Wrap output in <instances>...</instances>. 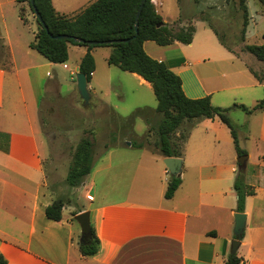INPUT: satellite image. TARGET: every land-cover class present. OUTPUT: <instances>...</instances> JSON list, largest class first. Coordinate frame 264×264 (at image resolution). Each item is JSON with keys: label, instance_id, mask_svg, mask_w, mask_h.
<instances>
[{"label": "crops", "instance_id": "obj_1", "mask_svg": "<svg viewBox=\"0 0 264 264\" xmlns=\"http://www.w3.org/2000/svg\"><path fill=\"white\" fill-rule=\"evenodd\" d=\"M51 1L57 13L75 16L95 0ZM152 2L164 22L179 16L178 0H170L177 7L175 14L164 13L168 0ZM192 26L191 44L176 41L160 46L147 40L144 50L169 64L189 98L209 96L214 106L223 108L234 104L252 108L263 100L264 73L253 64L264 66V62L229 50L205 21L194 19ZM37 29L27 2L0 0V253L8 264H227L235 239L234 215L239 213L234 183L242 170L230 129L219 118L182 124L172 137L180 143L181 184L172 198H165L170 178L165 156L142 142L153 133L158 140L154 129L162 118L156 96L154 104L147 103L138 89L154 94L151 84L119 69L123 72L119 82L137 84L126 111L96 93L99 71L109 83L113 81L116 66L107 61L111 50L104 53V66L99 47L91 50L96 68L87 88L92 103L118 118L112 126L125 131L111 135L95 156L90 174L73 188L76 197L63 208L62 219L46 217L45 208L63 195L48 182L41 101L51 90L62 97L67 74L77 83V69L88 49L69 45L73 70L68 60L50 62L30 47ZM238 111L244 115L238 116ZM229 116L239 146L248 155L242 171L253 190L246 197V226L236 255L242 264H264V108L251 114L236 108ZM137 119L145 128L138 139L133 137ZM183 132L185 139L179 140ZM85 211L90 212L100 242L98 253L91 257L80 252L81 227L75 219Z\"/></svg>", "mask_w": 264, "mask_h": 264}, {"label": "trees", "instance_id": "obj_2", "mask_svg": "<svg viewBox=\"0 0 264 264\" xmlns=\"http://www.w3.org/2000/svg\"><path fill=\"white\" fill-rule=\"evenodd\" d=\"M18 1L27 2L34 14L30 0ZM142 1L95 0L77 15L66 16L55 11L51 0H35L34 7L39 12L42 23L35 17L38 29L30 47L53 63H64L68 60L69 45L87 47L88 52L80 62L79 71L86 75L88 82L91 81L96 68L91 50L98 47H110L111 53L107 59L110 65L122 71L136 73L151 84L158 101L157 112L162 115L161 121L154 129L158 135L156 149L165 157L181 156L180 143L173 142L172 137L185 121L202 118H219L231 131L237 155L247 154L239 146L236 126L229 113L239 108L251 114L264 108V99L252 108L237 104L223 108L214 106L209 96L195 99L186 96L181 77L172 70L168 63L150 57L144 50V42L151 40L160 46H168L178 41L188 45L193 41L195 28L185 26L174 31L167 23H164L152 0H146L139 16L138 31H136L135 21ZM261 1L264 3V0ZM240 2L244 10L243 34H245L248 25V11L244 4L245 0H240ZM61 34L73 38L59 40L52 37ZM215 34L217 35L216 32ZM75 38L82 39L83 42ZM116 40L120 41L116 42ZM110 41L115 42L110 43ZM89 42L94 43L89 44ZM220 42L225 46L222 40ZM244 50L264 62V45L249 44L244 47ZM255 75L259 78L257 73ZM138 114L144 115L145 112L140 111ZM185 136L186 133H181L179 140L185 139ZM94 160V141L82 138L75 147L66 178L70 188L82 185L85 177L92 170ZM180 184V176L170 175L165 198H172ZM234 188L238 196L237 211L243 213L246 197L253 194V190L245 183L242 170H239L235 178ZM67 203V199H55L45 208L46 217L52 221H60L62 210ZM99 249L100 242L91 224V238L87 243H80V252L84 257H91L96 255ZM241 262V258L236 254L229 256L227 260V264H242ZM0 264H8L1 253Z\"/></svg>", "mask_w": 264, "mask_h": 264}, {"label": "rangeland", "instance_id": "obj_3", "mask_svg": "<svg viewBox=\"0 0 264 264\" xmlns=\"http://www.w3.org/2000/svg\"><path fill=\"white\" fill-rule=\"evenodd\" d=\"M168 1L164 13L173 12L175 14L177 10V7H174L175 3L172 5L170 0ZM178 1L179 16L167 23L174 31H178L181 25L192 26L194 19L205 21L217 33L218 39L222 40L229 50L240 54L241 57L243 54L250 55L244 50L246 45H264V3L261 0H245L244 4L248 11V25L245 34H243L244 10L240 0ZM110 50V47L97 49L98 53H101V57L98 58L103 66L106 65L104 53ZM253 59L256 61L255 57ZM67 63L71 65L73 70L74 66L70 60ZM263 67L259 62L257 65L253 64V68L260 73H264ZM112 69L113 81L111 83L102 77V70L98 72L94 86L100 89H97L96 93L107 102L120 104L121 110H124V107L128 108L134 101L133 90L137 88V84L134 81L119 82L118 75L123 74V72L116 67ZM72 82L70 75L67 74L62 89V97L55 90H51L42 99L40 112L43 133L41 138L43 137L42 145L45 150V168L48 182L50 187L55 186L59 189L68 203L76 197L73 188H70L66 182L76 145L82 138L93 140L96 156L104 150L111 135L120 136L121 133L119 132L125 131L124 128L113 127L112 120L116 121L118 118L112 116L105 106L99 107L92 103L91 98L89 101L82 98L77 89V83ZM138 89L141 91L145 102L154 104L156 101L154 94L144 93L143 88ZM237 115L242 117L244 114L238 111ZM133 129L135 131L133 137L143 136L145 128L139 119L136 120ZM185 129L188 130L187 127ZM156 140V135L153 133V137H146L142 139V142L154 152L157 151ZM247 146L248 150L251 151L252 142L247 143Z\"/></svg>", "mask_w": 264, "mask_h": 264}, {"label": "water", "instance_id": "obj_4", "mask_svg": "<svg viewBox=\"0 0 264 264\" xmlns=\"http://www.w3.org/2000/svg\"><path fill=\"white\" fill-rule=\"evenodd\" d=\"M34 1L35 0H30V3L33 5L34 15L42 23V18L40 16L39 12L34 7ZM145 1L146 0L142 1L140 8L137 12L136 21H135L136 31H138L139 16L142 12V8L144 6ZM52 37L59 39V40H70L71 38H73V37L66 35V34H61V35L52 36ZM75 39L79 42H83L82 39H79V38H75ZM119 41L120 40H116V42H119ZM111 42H115V41H110V43ZM93 43L94 42H89V44H93ZM77 72H78L77 73L78 91H79L80 95L82 96V98H84L86 101H89V99L91 97H90V94H89V91L87 88V86H88L87 77L84 73L79 72V68L77 69ZM247 159H248V155H246V154L241 155L237 158L238 167L240 169H242V170L245 169ZM163 163L165 164L170 175L180 176L182 163H183L181 158H179V157H165L163 159ZM234 218H235V226H234L235 239H233L231 242V254L232 255L236 254V251L240 247L241 240L243 238L244 230H245V226H246V214L240 213V212L235 213ZM75 219L81 227L80 242L81 243H87L88 240L91 238L90 212L89 211L82 212V213L76 215Z\"/></svg>", "mask_w": 264, "mask_h": 264}, {"label": "built area", "instance_id": "obj_5", "mask_svg": "<svg viewBox=\"0 0 264 264\" xmlns=\"http://www.w3.org/2000/svg\"><path fill=\"white\" fill-rule=\"evenodd\" d=\"M88 198L91 200L92 199V197L91 196H88Z\"/></svg>", "mask_w": 264, "mask_h": 264}]
</instances>
